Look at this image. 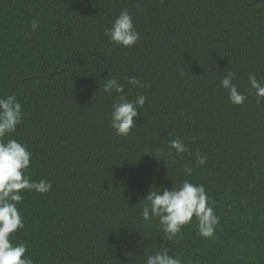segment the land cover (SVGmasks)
<instances>
[{
	"label": "trees",
	"instance_id": "trees-1",
	"mask_svg": "<svg viewBox=\"0 0 264 264\" xmlns=\"http://www.w3.org/2000/svg\"><path fill=\"white\" fill-rule=\"evenodd\" d=\"M124 9L141 35L131 48L105 36ZM229 72L247 93L241 105L220 86ZM253 73L264 80V0H0V96L15 94L24 113L11 138L32 153L31 178L52 184L24 192L13 242L27 241L35 264H145L164 247L184 264H264V101L249 92ZM112 77L128 99L147 96L126 137L109 123ZM176 138L181 156L169 154ZM185 179L214 202L213 237L197 235L195 218L172 240L142 219L150 190Z\"/></svg>",
	"mask_w": 264,
	"mask_h": 264
},
{
	"label": "clouds",
	"instance_id": "clouds-1",
	"mask_svg": "<svg viewBox=\"0 0 264 264\" xmlns=\"http://www.w3.org/2000/svg\"><path fill=\"white\" fill-rule=\"evenodd\" d=\"M39 20H31L32 31L37 30ZM105 36L113 45L131 48L141 39L136 30L132 14L128 9L122 10L114 19L111 27L105 29ZM183 74V70H181ZM129 86L143 89L148 85L135 76H125ZM236 73L229 72L220 80V86L227 90L228 99L234 105H241L247 99V93L238 90L233 80ZM249 92L254 93L257 103L264 101V80H258L256 75L249 74ZM104 92H115L117 99L111 106L110 127L118 136L130 135L136 126V117L141 114L147 100L146 95H137L128 99L124 85L117 77L106 80ZM22 103L15 94L0 96V264H35L34 257L29 252V244L13 242V234L25 227L24 219L17 205L24 199V192L33 190L44 194L52 189L50 181L33 180L29 173L32 153L20 140L11 138L17 126L23 121ZM6 137H8L6 139ZM169 154L175 150L176 156L188 151L185 143L176 138L169 142ZM163 158V157H161ZM164 159V158H163ZM207 155L196 152V165H204ZM185 173L192 175L193 168L185 166ZM147 201L142 208V219L150 222L158 220L161 231L168 240H172L182 229L193 222L197 224V235L204 238L213 237L219 224V217L214 212V202L206 193L205 186L194 184L185 179L181 185L164 188L159 191L150 190L143 198ZM28 253V254H26ZM145 264H184L180 256L170 255L166 247L148 254Z\"/></svg>",
	"mask_w": 264,
	"mask_h": 264
}]
</instances>
